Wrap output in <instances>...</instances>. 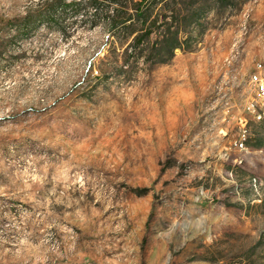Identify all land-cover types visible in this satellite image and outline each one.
<instances>
[{
	"label": "rangeland",
	"instance_id": "rangeland-1",
	"mask_svg": "<svg viewBox=\"0 0 264 264\" xmlns=\"http://www.w3.org/2000/svg\"><path fill=\"white\" fill-rule=\"evenodd\" d=\"M263 58L264 0H0V264H264Z\"/></svg>",
	"mask_w": 264,
	"mask_h": 264
},
{
	"label": "built area",
	"instance_id": "built-area-1",
	"mask_svg": "<svg viewBox=\"0 0 264 264\" xmlns=\"http://www.w3.org/2000/svg\"><path fill=\"white\" fill-rule=\"evenodd\" d=\"M245 86L248 98L244 100L243 107L253 118L259 119L261 113L264 114V58L254 62Z\"/></svg>",
	"mask_w": 264,
	"mask_h": 264
},
{
	"label": "trees",
	"instance_id": "trees-1",
	"mask_svg": "<svg viewBox=\"0 0 264 264\" xmlns=\"http://www.w3.org/2000/svg\"><path fill=\"white\" fill-rule=\"evenodd\" d=\"M141 1H145V0H141ZM188 13H189V18L188 19H190V21L192 22L194 19L198 18V16H199V13H200L199 12V7L197 9L194 8L193 10H189ZM162 17H163V19H165L167 16H162ZM107 19H108V17H107ZM145 36H147V34ZM177 43L178 42L176 41V37H174L173 40L167 45V51L169 53H172L173 49L178 47L179 44H177Z\"/></svg>",
	"mask_w": 264,
	"mask_h": 264
}]
</instances>
